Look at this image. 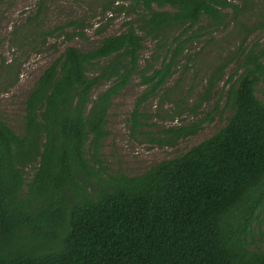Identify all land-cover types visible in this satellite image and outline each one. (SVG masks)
I'll return each mask as SVG.
<instances>
[{"label":"trees","instance_id":"1","mask_svg":"<svg viewBox=\"0 0 264 264\" xmlns=\"http://www.w3.org/2000/svg\"><path fill=\"white\" fill-rule=\"evenodd\" d=\"M127 1L118 9L132 16L124 30L88 49L69 44L43 70L25 101L23 132L0 118V264H264L254 240L264 210V9L254 24L240 23V52L211 69L188 105L197 116L235 62L227 122L129 175L103 159L114 99L140 80L131 118L141 128L140 106L162 91L189 45L226 28L246 0ZM55 30L86 38L81 19ZM256 31L262 38L245 46ZM147 40L154 47L144 57ZM212 120L210 112L152 139L175 146Z\"/></svg>","mask_w":264,"mask_h":264},{"label":"rangeland","instance_id":"2","mask_svg":"<svg viewBox=\"0 0 264 264\" xmlns=\"http://www.w3.org/2000/svg\"><path fill=\"white\" fill-rule=\"evenodd\" d=\"M234 1L244 5L243 0ZM128 4L127 0H0V118L17 132H23L25 101L43 70L69 44L88 49L103 36L124 30L126 20L132 16L118 9ZM261 9L264 0H246L238 19L232 13L226 28L191 43L162 91L140 106L146 114L140 118L141 128L135 127L131 113L144 86L136 78L119 93L110 109V135L102 149L111 172L140 174L162 160L187 151L227 122L232 111L224 87L235 71V62L227 67L212 98L201 104L197 116L188 105L198 103L211 69L240 52V31L244 30L240 23L254 24ZM74 19L83 20L86 38L77 36L69 41L55 28ZM262 34L261 31L247 34L245 46L250 47ZM153 47V41L147 40L143 56L149 57ZM257 94L264 99V82L259 84ZM210 112H213L212 121H206L198 133L179 140L175 146L160 145L152 139L163 136L164 128L204 119ZM26 171L28 178L33 176V168ZM260 218L263 221L255 224L254 240L264 250V210Z\"/></svg>","mask_w":264,"mask_h":264}]
</instances>
